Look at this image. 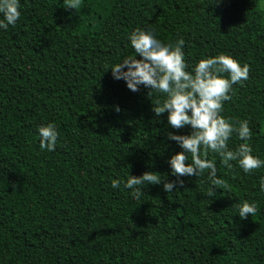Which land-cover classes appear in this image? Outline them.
I'll return each instance as SVG.
<instances>
[{"label":"trees","instance_id":"1","mask_svg":"<svg viewBox=\"0 0 264 264\" xmlns=\"http://www.w3.org/2000/svg\"><path fill=\"white\" fill-rule=\"evenodd\" d=\"M70 2L20 0V19L0 30V264H264V168L245 174L209 153L223 180L214 197L204 194L208 170L169 193L144 185L139 199L112 188L128 173L175 181L167 161L182 149L168 133L192 129L171 128L152 111L162 94L132 92L109 70L135 55L127 36L136 28L165 44L182 37L188 70L220 54L247 64L222 115L249 122L264 159L260 0ZM48 123L60 134L53 152L39 148ZM240 143L234 134L229 148ZM244 201L258 209L241 220L233 205Z\"/></svg>","mask_w":264,"mask_h":264},{"label":"clouds","instance_id":"2","mask_svg":"<svg viewBox=\"0 0 264 264\" xmlns=\"http://www.w3.org/2000/svg\"><path fill=\"white\" fill-rule=\"evenodd\" d=\"M79 0H71L67 8L76 9ZM20 0H0V30L6 31L15 26L21 17ZM134 56H126L112 65V76L115 80H124L132 92L143 86L162 94L152 111L160 117L167 113V123L173 129L190 126V135L168 133V139L175 141L182 151L172 155L167 161L171 174L177 179L165 182L158 172H145L136 177L128 173L126 180L113 179L111 186L131 190L134 199H139L144 185L163 183L165 192H172L179 184L181 177H200L208 170L209 188L205 191L208 197H214L215 189L223 184L217 175L215 160L208 159L209 153H216L223 166L233 168V161L245 174L255 169L264 168V159L254 154L250 144L253 135L247 120L233 122L222 115L224 102L231 99L233 86L243 84L249 78V66L241 64L231 55L220 54L200 59L191 70L185 60V41L181 37L175 44H165L157 39L152 31L136 28L128 36ZM139 56L140 59L136 57ZM107 72V71H106ZM117 106L116 111H119ZM238 123V126H237ZM39 148L41 151L53 152L59 140L55 123L39 126ZM237 135L242 143L231 150L229 141ZM188 154H191L190 163ZM259 190L264 192V177L260 179ZM238 208L241 220L254 216L258 209L256 202L244 201L234 204Z\"/></svg>","mask_w":264,"mask_h":264},{"label":"rangeland","instance_id":"3","mask_svg":"<svg viewBox=\"0 0 264 264\" xmlns=\"http://www.w3.org/2000/svg\"><path fill=\"white\" fill-rule=\"evenodd\" d=\"M259 6H260L262 9H264V0H260V2H259ZM262 129H263V131H264V121H263V124H262Z\"/></svg>","mask_w":264,"mask_h":264}]
</instances>
